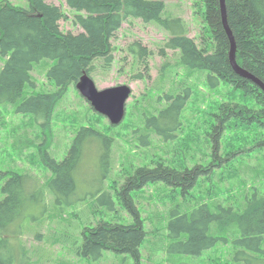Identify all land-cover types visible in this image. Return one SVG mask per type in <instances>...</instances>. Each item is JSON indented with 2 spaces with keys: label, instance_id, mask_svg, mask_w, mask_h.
<instances>
[{
  "label": "trees",
  "instance_id": "trees-1",
  "mask_svg": "<svg viewBox=\"0 0 264 264\" xmlns=\"http://www.w3.org/2000/svg\"><path fill=\"white\" fill-rule=\"evenodd\" d=\"M167 1L67 0L68 6L76 12L75 24L82 29L77 34H63L59 23L64 17L63 10L45 0H28V8L15 6L9 1L0 6V54L5 58L4 65L0 66V106L15 105L16 114L33 117L43 139L32 140L28 134L23 138L21 135L13 145L14 151L22 153L36 148V154L32 155L33 163L43 165L51 173L41 180L30 170L0 168V191L3 195L0 200V264H30L32 258L23 241L12 245L10 238L19 239L24 234L22 223L27 217L35 218L31 213L34 206L41 205L46 210L48 193L54 197V208L79 203L82 199L79 197L78 172L86 146L101 140L107 142L109 148L114 142L108 134L83 127L74 138L68 154L58 161L48 151L52 137L47 138L45 133L50 129L55 108L67 87L76 85L85 72L91 75L97 60H102L106 66L113 62L111 40L126 19L157 23L171 34L166 47L180 51L181 65L188 70L208 71L212 87L224 82L232 87L233 96L240 92L249 102L254 101V105L250 106L234 103L233 100L218 105L215 113L217 124L212 131L215 153L220 148L224 130L232 120L248 128L250 123L264 124V92L251 80L239 76L230 62L231 43L223 25L220 0H201L205 8L203 21L210 36L207 48H199L195 40L188 36L187 25L181 17L164 15ZM226 7L236 41L238 64L264 82V0H226ZM130 50L140 59L148 55V49L139 43L132 44ZM43 60L55 63L47 77L57 85V91L24 97L28 85L36 86L32 75L34 65ZM189 96L190 91L184 96L177 95L167 108L157 107L154 109L158 110L156 113L142 114L143 125L148 127V132L141 135L140 144L149 146L152 135L159 136L164 142L178 140ZM40 116L44 118L41 124L37 121ZM2 127L0 121V129ZM178 150V147L173 150L175 155ZM109 153L110 150L102 156L109 158ZM153 164L156 165L138 167L121 187H117L118 182L113 186L116 196L134 214L136 221L127 225L100 222L93 228H87L81 248L84 256L97 259L105 251H112L130 254L139 264L140 246L147 231L132 190L148 183L163 182L174 188L181 187L182 192L187 193L196 185L199 176L207 171L203 165H180L172 158L159 159ZM104 197L113 203L110 192L101 194L99 200ZM245 199L241 210L220 203L214 206L203 203L190 213L172 210L168 235L178 241L170 250L200 255L218 242L228 241L226 235L229 234L235 238V246L239 247L237 260L247 261L250 254L264 256V196L254 192Z\"/></svg>",
  "mask_w": 264,
  "mask_h": 264
},
{
  "label": "rangeland",
  "instance_id": "rangeland-1",
  "mask_svg": "<svg viewBox=\"0 0 264 264\" xmlns=\"http://www.w3.org/2000/svg\"><path fill=\"white\" fill-rule=\"evenodd\" d=\"M5 1L18 7H29L28 0H0V6ZM45 1L63 10L60 27L64 33L77 34L82 31L74 22L76 12L68 6L67 0ZM166 4L164 15L181 17L187 25L188 36L199 47L209 43V32L202 16L205 10L203 1L168 0ZM170 37L171 34L157 23L128 18L111 40L113 62L109 66L102 60L95 62L91 77L99 90L121 84L130 85L133 89L127 102L126 116L120 125L113 126L106 117L99 116L75 84L68 86L58 101L50 129L45 133L47 138L52 137L48 151L58 161L68 154L74 138L83 127L108 134L114 142L109 148L107 142L101 140L86 146L78 172L80 204L76 202L54 208V197L48 193L46 210L41 205L34 206L31 213L35 218H25L21 239L10 238L12 245L23 241L32 258L30 264H138L130 254L112 251H105L97 259L84 256L81 253L85 239L83 234L87 228H93L100 222L134 223V214L116 196L113 188L115 182H118L119 188L128 177L134 175L138 167H154L155 161L167 158L190 167L200 164L207 171L199 176L196 185L187 193H183L181 187L174 188L163 182L148 183L132 190L147 231L140 246L139 264H264V256L256 254H250L247 261L237 260L239 247L235 246V238L229 234L226 235L228 241H220L200 255L170 250L173 243L178 241L168 235L172 210L190 213L203 203L211 206L220 203L241 210L245 198L254 192L264 196L263 123H250L251 127L248 128L232 120L224 130L218 152L215 153L213 149L212 131L217 124L215 113L218 105L233 100L234 103L250 106L254 105V101L249 102L240 92L233 96L232 87L224 82L212 87L208 71L186 69L180 63V51L166 47ZM134 43L148 49L144 59L131 52L130 46ZM4 62L5 58L0 54V66ZM54 64L52 60H43L34 65L32 75L36 86L28 85L24 97L57 91V85L47 77ZM188 91L189 104L183 113L178 140L164 142L159 136L152 135L149 146L140 144L139 138L148 132L141 115H149L150 111L156 113L158 110L154 109L157 107L167 108L174 97L184 96ZM15 107L0 106V121L3 123L0 168L30 170L41 177L38 179H45L51 173L43 165L33 163L32 155L36 154V148L22 153L14 151L13 145L21 135L23 138L28 134L32 140L43 139L42 131L38 124H34L33 117L16 114ZM37 121L41 124L44 118L40 116ZM177 147L180 150L175 155L173 150ZM108 150L110 157H103ZM106 192L111 193L113 203L107 197L99 200L100 195ZM2 198L0 191V200ZM222 236L226 237L224 234Z\"/></svg>",
  "mask_w": 264,
  "mask_h": 264
},
{
  "label": "water",
  "instance_id": "water-1",
  "mask_svg": "<svg viewBox=\"0 0 264 264\" xmlns=\"http://www.w3.org/2000/svg\"><path fill=\"white\" fill-rule=\"evenodd\" d=\"M220 8L223 25L231 43L229 57L235 72L239 76L251 80L259 86L262 91H264V82L238 64L236 59V41L233 31L228 23L226 0H220ZM77 89L81 95L89 101L93 109L97 113L107 117L112 125H120L123 122L126 116L127 102L133 92L130 85L121 84L99 90L94 79L87 72H85L77 82ZM1 149L2 145L0 134V152Z\"/></svg>",
  "mask_w": 264,
  "mask_h": 264
},
{
  "label": "bare ground",
  "instance_id": "bare-ground-1",
  "mask_svg": "<svg viewBox=\"0 0 264 264\" xmlns=\"http://www.w3.org/2000/svg\"><path fill=\"white\" fill-rule=\"evenodd\" d=\"M228 16V15H227ZM61 21V20H60ZM60 23V22H59ZM228 23H229V21H228ZM63 34H64V32H63ZM196 43V42H195ZM197 44V43H196ZM198 46V45H197ZM199 47V46H198ZM208 47V44L207 45H205L204 47H199V48H207ZM264 92V91H263Z\"/></svg>",
  "mask_w": 264,
  "mask_h": 264
}]
</instances>
